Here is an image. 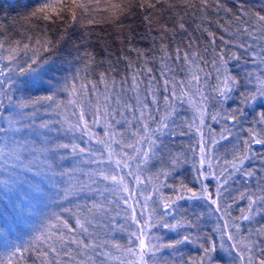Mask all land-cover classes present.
<instances>
[{
	"label": "snow or ice",
	"instance_id": "snow-or-ice-1",
	"mask_svg": "<svg viewBox=\"0 0 264 264\" xmlns=\"http://www.w3.org/2000/svg\"><path fill=\"white\" fill-rule=\"evenodd\" d=\"M160 3L161 0H141L139 7L154 8ZM182 3L193 9L194 15H199L200 22L194 31L200 36L188 33L183 17L178 27H162L164 35L156 49L159 55L150 56L151 49L148 52L132 49L140 62L125 56V75L119 81L115 79L117 68L110 65L108 70L99 73L97 81L81 75L82 70L77 68L62 83L53 84L54 76L45 80L49 73L45 65L50 58L41 59L42 52L55 47L52 40L41 37L34 44L32 37H28V43L0 40V53H7L0 54V61H7L0 63V187L7 190L3 195L16 191L25 201L47 202L46 206L59 209L46 218L29 242L13 247L6 264H29V261L31 264H168L158 253L172 249V255L176 256L181 245L200 240L205 241L200 244L202 254L188 260L180 256L179 264H215L213 253L217 252V245L213 233L219 234L220 248L231 257L233 264H264V223L255 221L257 226L244 227V222L252 225L255 217L264 216V175L256 179L258 191L246 189L239 194L240 199L246 196L248 201L241 215L233 216L232 204L226 202L228 198L234 202L235 197H225L233 173L242 175L247 184L258 171H264L244 167L245 161L252 158V145L264 147V130L248 128L242 147L233 145L231 160L224 159L223 165L219 164L220 158L213 156V149L233 135L227 122L231 121L235 127L244 112L235 109L224 116L219 112L210 114L206 108L210 96L205 94L210 89L215 94L212 99L227 100L237 88L255 83L254 90L241 93L242 103L264 99V9L253 10L247 0H182ZM59 6L60 12L65 8L71 12L73 21L77 20L76 9L89 10L85 0L67 3L59 0ZM111 7L123 12L118 4ZM51 12L57 17L60 15L51 3H45L31 15L54 22ZM213 14L215 20L210 18ZM202 37L207 41L203 47ZM172 41H175L174 48ZM80 59L87 73L95 57L84 52ZM250 65L254 66L253 70L248 69ZM210 79L216 83L210 84ZM18 82L37 90L47 85V94L17 97ZM59 93L67 94L66 102L58 99ZM185 104L193 111L191 118L181 116ZM69 106L73 109L71 115L76 117L74 122L63 115ZM42 110L45 115L60 118H38ZM208 115L217 124L225 121L219 133L205 123ZM101 122L105 126L103 138L92 132V127ZM257 123L264 124V112L259 113ZM193 132L198 137L199 150V168L196 164L193 168L200 188L193 190L182 181L178 188L159 182L160 175L165 179L171 175V171L161 170L155 177L159 183L153 191L174 188L176 195L161 197L164 211L159 217L153 215L155 209L146 215L152 195L137 193L126 176H131L135 185H143L138 170L154 157L166 159L174 170L187 157L183 152L173 153L166 138ZM66 136L71 137L69 142H64ZM77 139L79 143L75 142ZM93 139L104 146L103 150L90 146ZM124 149H131L133 155ZM188 150L194 155L197 151L195 146ZM256 155L264 162V154ZM69 159L73 166L65 167L64 162ZM129 161H138L136 170H132ZM81 164L96 167L84 171ZM217 167L221 169L219 174L215 171ZM124 169H129L126 175ZM209 177L217 181L215 193L203 182ZM99 182L105 183L103 190ZM139 196L143 197V203ZM185 199L205 200L214 206L209 212L221 214L223 227L217 225L210 233L194 236L188 232L174 241L160 242V237L152 235V229L176 231L198 227L199 216L195 220L181 217L175 223L164 219L172 215L178 201ZM65 202L70 206H65ZM113 232L123 233L120 240L125 242L112 236ZM225 237L231 242L227 246Z\"/></svg>",
	"mask_w": 264,
	"mask_h": 264
},
{
	"label": "trees",
	"instance_id": "trees-1",
	"mask_svg": "<svg viewBox=\"0 0 264 264\" xmlns=\"http://www.w3.org/2000/svg\"><path fill=\"white\" fill-rule=\"evenodd\" d=\"M65 2L67 3L68 0H65ZM140 2L141 0H85L89 10L83 12L76 9L77 20L73 21L71 19V12L68 11L67 8L60 12L59 0H0V40H7L10 42L21 40L24 43H28V37H32L33 44L36 39L41 37L52 40L55 47L48 52H42L41 59L50 58L49 63L45 65V67L49 69L48 76L45 77V80L54 76L55 79L52 81L53 84L57 82L62 83L63 78L73 74L77 68L82 70L81 75L86 74L89 80L97 81L99 79V73L108 70L110 65H114L117 68L115 79L119 81L121 77L125 75V56H127L130 61L140 62L137 60V52L132 49H138L143 52H148L149 49H151L150 56L159 55L156 49L160 47V37L164 35L161 31L162 27L167 29L178 27V23L181 17H183V22H185L188 33L194 36H200L199 32L194 31L197 24L200 22V17L198 14H193V9L185 7L182 0H161V3L157 4L154 8H141L139 7ZM45 3H51L56 9V12H60L58 17L55 15V12L50 13L55 18L54 22L37 19L31 15L36 8ZM113 4L120 5L121 8H123V12H120L119 9H113L111 7ZM247 4L252 7L253 10L264 9V0H247ZM210 18L213 20L216 19L214 14ZM171 36L172 32L170 31L168 33V38L170 39ZM165 42H167V40ZM206 43V39L202 37L200 40L201 46L203 47ZM217 43H219V41H217ZM172 47H175V41H172ZM84 52H90L95 57V63L87 69V73L84 72L83 63L80 59ZM0 54L7 55V53ZM29 56H31V53H29ZM117 60L120 62L117 63ZM0 63H7V61H0ZM243 67L244 66L241 65V68ZM58 68L61 70L56 71ZM248 69L253 70L254 66L250 65ZM240 74L243 76L244 73L241 72ZM23 79L25 78H19L21 81ZM209 83L215 84L216 81L215 79H210ZM16 87L20 89V91H17L15 94L17 97L47 94V85L45 89L37 90L31 87H24L18 82ZM99 87L103 89L104 86L100 85ZM254 88L255 83L247 85L246 88H237L230 93V98L227 100L212 99L211 97H214L215 94L211 93L210 89H207L205 92L206 95L210 96L206 104L208 113L215 114L219 112L221 116H224L235 109H243L244 112V115L240 117L239 123H237L235 127H232L231 121L227 122L229 127L232 128L233 133L228 140L230 143L227 144V141H221V145L214 148L215 151L218 149L219 155L215 157L220 158L219 164L223 163L224 159L231 160L233 145L237 148L242 147L243 139L247 138L246 130L248 128L254 127L258 132L264 130V124L257 123L259 113L264 112V99H257L248 104L242 103L243 97L241 93L246 90H254ZM58 99L66 102L68 96L66 93H59ZM197 99H199V97H197ZM185 109L187 110L185 111ZM72 111V107L69 106L67 110L63 112V115L74 122L76 117L71 115ZM192 115V109L185 104L181 109V116L191 118ZM38 118L59 119L60 117H56L54 114L50 116L45 115L42 110ZM205 123L212 125L216 132L219 133L225 121L222 120L220 124H217L212 121L210 115H208L205 117ZM92 132L98 137L103 135V133H105L103 122L93 126ZM205 132L207 134V129H205ZM77 136H79V134H77ZM70 139L71 137L66 136L64 137V142H69ZM166 140L173 153H184L187 157L184 163L173 170L166 159L162 160L158 157L150 159L146 165H141L138 170V175L144 180V184L140 186L135 185L131 176H126L127 181L137 193L144 192L145 195H152V200L149 201L146 215L155 209V213H153L155 217H159L164 211L161 197L174 198L176 195L174 188H178L181 181L188 187L193 188V190H198L200 187L199 182L195 179L197 172L194 170L193 165L190 164L192 158L199 157L198 145H196L198 137L193 132L186 136L168 137ZM75 142L79 143L80 141L77 139ZM190 146L196 147L197 151L195 155L192 151L188 150ZM112 147L115 148L117 146L113 145ZM124 151H127L129 155H133L131 149H124ZM221 151H223V153H221ZM256 154H264V147L252 145V152L250 153L252 158L245 161L244 167L246 169H264V162L257 158ZM215 160H213L214 165L217 163ZM129 163L132 166V170H136L138 161H129ZM64 164L65 167L73 166L71 159L65 161ZM92 166V168L96 167L95 165ZM80 167L84 171H87L91 166L81 164ZM196 168L199 167L196 166ZM161 170L171 171V175L166 179L163 175H160L159 182L171 184L174 188L162 187L157 193L153 191V188L154 185L159 183L156 181L155 177ZM128 171L129 170L124 169V174L126 175ZM215 171L218 173L220 168L217 167ZM79 175L80 173L77 172L76 176ZM261 175H264V171H258L257 176L248 180L247 184L242 187L241 179L245 178L239 173L232 174L226 186L228 192L225 193V197H235L234 202L231 198L226 200L227 203L232 204L230 210L234 216H239L241 209H247L246 202L248 203V201L246 196L245 199H240L239 194L245 192L246 189L248 192L258 191L256 179ZM75 178L76 177H73V180H75ZM203 182L209 185L210 191L209 183L212 182V178L209 177V179L203 180ZM98 186L101 190L105 188L100 184ZM5 191L7 190L0 187V262H5L6 264L9 253L12 251L13 247L25 245L29 242L41 229L46 218L50 216L53 211H58L59 209L56 206H46L47 202H37L35 200L25 201L22 199V194H18L16 191L3 195ZM105 195L110 196L109 193H105ZM97 198L100 199L99 196H97ZM138 198L141 203H143V197L139 196ZM153 201H155V203H153ZM65 206L70 205L65 202ZM123 207L124 206L121 205V209ZM210 207L212 206L205 200H180L174 205L175 211L172 212V215L165 216L164 219L168 223H175L176 220L181 219V217L195 220L196 217L199 216L200 218L197 222L198 227L191 229L184 227L176 231L157 227L152 229L151 233L154 234V236L160 237V242L162 243L174 241L188 232H191L194 236L210 233L213 230L210 222L213 223L214 221L215 223L218 220L213 218V216L211 219V213L209 212ZM216 214L218 216L221 215L220 213ZM223 221L224 220H218L217 223L221 228L224 224ZM255 221L264 223V216L255 217L252 225L248 224L247 227L257 226ZM156 231H158V234ZM112 236L120 240L119 236H123V233H119L118 236V234L113 232ZM218 236V233H213V239L216 241L217 245V252L213 253L215 264H226V259L220 248ZM204 242V240H200L196 243L181 245L179 248L180 255L183 256L185 260L189 258H198L202 254L200 244ZM230 243L231 242L227 241L225 237L226 246ZM172 252V249H164L161 253H158V256H163L164 259L168 261V264H175V257L178 256L179 253L173 256ZM29 264H31V261H29ZM112 264H118V262H112ZM161 264H163V262H161Z\"/></svg>",
	"mask_w": 264,
	"mask_h": 264
},
{
	"label": "rangeland",
	"instance_id": "rangeland-1",
	"mask_svg": "<svg viewBox=\"0 0 264 264\" xmlns=\"http://www.w3.org/2000/svg\"><path fill=\"white\" fill-rule=\"evenodd\" d=\"M196 99H197V97H196ZM104 135H105V133H103V135H101L100 137L101 138H103L104 137ZM227 144H229L230 142H226ZM82 146H85V145H82ZM94 150H103V145H101V144H98V143H96V141H95V139H93V141L91 142V145H90ZM146 147V146H145ZM117 152H119L120 151V149L119 148H117V147H115L114 148ZM220 149V148H219ZM221 153H223V151H221ZM212 154H213V156L215 157L216 155H219V153H218V149H217V151H215V149H213V152H212ZM77 159H79V158H77ZM199 160V157H194V158H192L191 159V161H190V164H196V166H198L199 167V164L197 163V161ZM215 160V159H214ZM72 161V160H71ZM216 161V160H215ZM221 165H223V163H221ZM91 167H93L92 165H91ZM105 167H107V166H105ZM127 170H129V169H127ZM221 170V169H220ZM229 171L231 172L232 170L231 169H229ZM217 174H219V172L217 173ZM228 174L227 173H225V176H227ZM38 179H42V178H38ZM224 179V177H221V180H223ZM99 184L100 185H102V186H106L105 185V183L104 182H99ZM210 184V191H212L213 193H215V189H216V186H217V181L215 180V179H213L212 178V182H210L209 183ZM241 185H242V187L244 186V185H246L245 184V179H241ZM200 188V187H199ZM109 198H111L110 196H109ZM151 203V202H150ZM246 204H248L247 202H246ZM212 207H214V206H212ZM35 211V210H34ZM211 213V219H212V216H213V218H215V219H218V220H220L219 219V216L216 214V212H210ZM33 214H34V212H33ZM115 213L113 212L112 213V215H114ZM233 216H234V214H232ZM239 215H241V213L239 214ZM227 219V218H226ZM218 220L214 223V221H213V223L212 222H210V220H209V222L211 223L210 225H212V228H215V227H217V223H218ZM220 221H222V220H220ZM224 222V221H223ZM244 226L247 228V226H248V222H244ZM157 232V234H158V231H156ZM115 234H118V236H119V233H116V232H114ZM102 234H103V230H102ZM124 235V234H123ZM152 235H154V234H152ZM119 237H121V236H119ZM218 238H219V236H218ZM125 242V240H121V243H124ZM219 244H220V238H219ZM223 251V250H222ZM222 251H220V252H222ZM219 252V251H218ZM223 254H224V256H225V259H226V264H233V262H232V260H231V257H229L228 256V254L226 253V252H222ZM181 253L179 252V255L178 256H176L175 257V259H176V263L175 264H179V258H180V255ZM235 253H233V255H234Z\"/></svg>",
	"mask_w": 264,
	"mask_h": 264
}]
</instances>
